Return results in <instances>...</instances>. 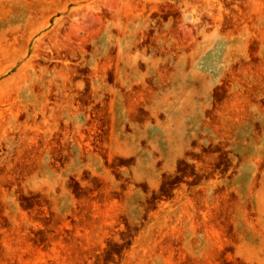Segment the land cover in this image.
Returning <instances> with one entry per match:
<instances>
[{
  "label": "rangeland",
  "instance_id": "1",
  "mask_svg": "<svg viewBox=\"0 0 264 264\" xmlns=\"http://www.w3.org/2000/svg\"><path fill=\"white\" fill-rule=\"evenodd\" d=\"M0 264H264V0H0Z\"/></svg>",
  "mask_w": 264,
  "mask_h": 264
}]
</instances>
